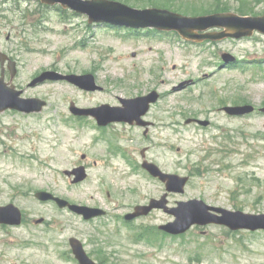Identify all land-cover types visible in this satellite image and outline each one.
I'll return each mask as SVG.
<instances>
[{"label": "rangeland", "instance_id": "1", "mask_svg": "<svg viewBox=\"0 0 264 264\" xmlns=\"http://www.w3.org/2000/svg\"><path fill=\"white\" fill-rule=\"evenodd\" d=\"M116 1L138 9L169 6L186 15H264V0ZM136 33L90 26L86 16L42 5L39 0H0V52L13 54L19 64L14 84L24 91V98L38 97L48 103L42 113L0 114V205L15 199L27 211L25 226L0 229V264H77L68 239L81 234L80 219L40 205L33 198L37 190L84 204L96 197L99 173L106 170V188L120 198L121 207L165 192L160 182L132 175L121 154H107L112 143L104 139L117 140V135H100L89 118L76 125L70 113L72 102L80 108L121 106V99L158 91L164 97L153 106L149 119L158 121L151 136L161 148L149 158L165 172L190 177L185 193L171 195L170 204L200 199L218 208L264 214V114L259 112L264 108V35L203 44L186 42L174 33L162 38L124 36ZM223 53L235 56L237 66L222 69ZM46 70L92 74L104 91H84L67 82L28 88ZM187 80L193 85L173 92ZM227 105H251L256 112L229 118L221 111ZM195 117L210 120L211 127L185 124ZM121 132L131 140L121 145L135 157V143L139 152L146 145L142 131ZM105 158L117 173L100 164ZM81 164H87L88 177L73 185L63 172ZM41 218L49 224L34 226L32 220ZM172 221L173 217L159 212L141 225L155 226L161 235L158 226ZM114 228L119 232L105 231V236L85 243L88 252L104 243L107 264H264V231L194 226L152 247L157 238L150 229L145 236L141 227Z\"/></svg>", "mask_w": 264, "mask_h": 264}, {"label": "water", "instance_id": "2", "mask_svg": "<svg viewBox=\"0 0 264 264\" xmlns=\"http://www.w3.org/2000/svg\"><path fill=\"white\" fill-rule=\"evenodd\" d=\"M46 5H61L65 9H70L77 14L86 15L89 24H111L115 26H125L133 29L155 28L158 31H176L185 40L203 42L206 40L222 41L228 38L242 39L251 37L256 31L264 35V16L243 17L234 13H219L202 17H185L180 14L162 9L138 10L123 3L110 0H40ZM213 29H220L221 32H209ZM8 57L0 53L2 65L6 63ZM223 61L230 63L236 61L230 54L223 55ZM9 70L12 78L16 76V63L9 62ZM68 81L86 91L102 90L97 86L93 75H70L64 76L57 72H44L40 77L31 83L35 87L46 81ZM187 83L180 85L175 90L183 89ZM22 91H18L15 86L5 82L4 74L0 78V114L7 110H18L23 113H39L46 106V102L39 99H23ZM158 94L153 92L147 96L136 99H121L122 107H111L102 105L99 108L81 109L75 103H71V112L76 116L95 117L101 126H106L113 122L134 123L139 121L150 109L152 103L158 100ZM224 111L235 117L247 116L254 113L255 108L246 106H229ZM264 113V108L261 110ZM197 122L201 126L207 127L209 121L190 119L186 123ZM144 168L155 178L160 179L166 185L167 194L160 200H152L148 206L136 208V213L130 215L128 219H133L143 215H148L154 209H164L166 213L175 218L174 222L160 227L161 230L171 235H181L189 231L193 226H207L211 224L223 225L232 231L264 230V214L252 215L241 211L233 212L222 208H215L207 205L204 201L194 199L187 202H178L177 207L169 208L167 200L169 193L183 194L189 181L188 177L167 174L162 172L156 165L145 161ZM68 176H76L74 183L83 181L87 175L85 168L81 167L73 172H67ZM37 198L41 201H48L53 197L48 193H38ZM60 208L70 207L72 211L83 215L86 219L102 215L104 212L88 207L70 205L66 201L56 199ZM21 214L18 208L13 205L0 207V225H19ZM71 247L76 259L80 264H96L87 255L82 243L77 239L70 240Z\"/></svg>", "mask_w": 264, "mask_h": 264}, {"label": "flooded vegetation", "instance_id": "3", "mask_svg": "<svg viewBox=\"0 0 264 264\" xmlns=\"http://www.w3.org/2000/svg\"><path fill=\"white\" fill-rule=\"evenodd\" d=\"M7 55L11 60H14L17 63V67H19L17 60L14 59V55L10 54V53ZM5 75H6L7 80H9V72L7 71V69L5 70ZM152 109H153V107H151L150 110L144 116H142L139 121H134V123H129V124L128 123H110L107 126L103 127V126H100L98 124L96 119H94V118H89V119H91L93 121L95 129L100 133V135L108 134V133H114L115 135H117V137H118L117 140L114 137H111L110 139H104V140H107V142L109 141V143H112L111 145H109L111 147L112 151L110 153L107 152L108 155H113L112 157L116 156V154H121V155L127 156L128 160H131L134 164V169L131 170L132 175L141 176L144 178H151V179L157 181L156 179L150 177L148 172L143 170L141 167V163H142L141 155L143 158H146L147 160L149 159L150 162L156 163L149 158V155L154 150H156L157 147L161 148V146L155 144V142L152 140V136H151L152 131L158 127V121L156 119H154V121L149 119V116L151 115ZM193 125L198 127L197 124H193ZM116 126H121L122 128L117 129ZM129 130H131V131H134V130L142 131V134L144 137V144H146L144 146V148H141V150L139 152L140 148L135 143L134 154H135L136 158L132 155V153L127 151L126 148H123V146L121 145V141H124V142L131 141V140H128V138L123 134V132H121V131H127L128 132ZM122 138H123V140H122ZM60 139L62 140V138H60ZM116 142H117V145H119V146H116ZM139 142L143 143L142 140ZM61 143H62V141H61ZM113 143H115V145ZM82 159L85 160L86 155H83ZM94 164L97 166L99 164V161L95 160ZM100 164L105 169H108V170H109V168H110V170L112 169L113 174L117 173V171H115L114 168L110 165L109 159H107V158L103 159L102 162L100 161ZM99 166L100 165H98L97 167H99ZM76 167H84L86 169V173L88 175L87 170L89 168H88L87 164H84V165L81 164V165H78ZM105 172H106V170H104L102 172L100 171V173H99L100 176H98V179H99L98 184L100 186H98L96 188V191H97L96 197L92 198L91 200H88V202H84V204H78V203L72 202V201L68 200L67 198H63V197L59 196L58 194H56L53 191L45 190L49 194H52L57 198L64 199V200H66L72 204H77L80 206H87L88 208H92V209L102 210V211H104L102 216H99L97 218H92V219H86L82 215H76V214L70 212L67 208L66 209H60L58 207L57 203L53 200L47 201L45 203L39 201L40 205H51L52 207L58 208L61 211H66L67 213H71V214L75 215L78 219H80L79 222H81L83 225V228L79 229V234L80 233L81 234L71 236L68 239V241L70 244L71 239L75 238V239L79 240L82 243L85 250H86V244H85L86 242H89V241L95 242V240L93 238H97L98 236H102V237L105 236V233H106L105 231L110 230L111 233L112 232L115 233V231H116V233L119 232L118 230H116V228L112 229V227L116 226V225L124 227L127 230H131V229L137 228V227H142V230H145L146 232H148L149 229H151V231H153L154 230L153 228H150L149 226L143 227V225H141V224L148 223L149 219L152 218L155 214H157L159 212L161 214H165L162 210L154 209L146 217L135 218L131 221L128 220L127 218L129 217V215L133 214L137 207H140L142 205H148L151 200L160 199L163 195L160 197H156V198H150V199L145 198V200L141 203L137 202L134 204H126V205H123L121 207V205L118 203L120 201V198L115 197L111 193L112 188L111 189L106 188V185L108 184V182L106 180H108L107 177H109V175H106ZM70 183H71V181H70ZM114 193H115V191H114ZM18 194H21V192H19ZM30 194H32V193H30ZM33 195H34V193H33ZM121 195H122V193H121ZM27 197H29V196H27ZM27 197H25V198L30 199ZM97 198H98V200L96 201ZM115 201H117V202H115ZM8 205H15L16 207H18L20 209L21 214H22V225L18 226V227L2 225V226H0V229L8 231L9 229H18V228H21L22 226H25V223L27 221V211L24 210V206L22 204H20L18 200H15V199H13L12 201H10L7 204H3L0 206H8ZM111 211H114L113 216H111L113 218L110 217V215H112ZM44 219H40L41 222H39V223L36 222V221H38L36 219H33L32 222H33L34 226H42L45 224L48 225L49 221H46ZM65 230H67V229H65ZM161 236H163V235H161ZM99 238H101V237H99ZM96 241H99V240H96ZM103 244L104 243L100 244L101 246H99V247L93 248L91 250V252L86 251L87 255L96 264H107L108 258L104 257V254L106 255V253H105L106 248H105V245H103ZM105 244H106V242H105ZM71 254L74 256L73 251L71 252ZM73 261L78 264L76 259H74Z\"/></svg>", "mask_w": 264, "mask_h": 264}, {"label": "trees", "instance_id": "4", "mask_svg": "<svg viewBox=\"0 0 264 264\" xmlns=\"http://www.w3.org/2000/svg\"><path fill=\"white\" fill-rule=\"evenodd\" d=\"M152 6V5H151ZM162 8L171 9L169 6H161ZM179 11V10H178ZM245 15V14H244Z\"/></svg>", "mask_w": 264, "mask_h": 264}]
</instances>
